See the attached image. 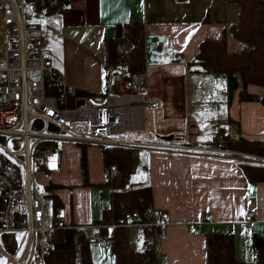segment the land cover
Listing matches in <instances>:
<instances>
[{
	"label": "crops",
	"instance_id": "obj_1",
	"mask_svg": "<svg viewBox=\"0 0 264 264\" xmlns=\"http://www.w3.org/2000/svg\"><path fill=\"white\" fill-rule=\"evenodd\" d=\"M44 14V41L52 47L46 54L53 59L54 69L67 85L97 93L106 86L108 28L115 26V34H122L126 21L144 22L147 83L152 89L153 104L144 109L143 126L129 129L127 138L205 145L211 139L209 123L215 126L228 122L235 124L244 137L264 144L262 100L248 101L237 92L229 102L223 76L193 71L188 65L204 40L219 36L228 22L240 17L238 0H67L64 10ZM229 39V50L234 53L240 42L231 35ZM218 83L225 85L221 95L216 93ZM248 89L264 92L258 84H251ZM169 137L173 138L168 140ZM82 148L80 143L65 141L59 153L49 155L43 164L49 170L43 190L46 194L50 180L60 185L53 190L63 201L58 211L69 223L83 225L90 238L97 231L103 233V227L92 224V220L103 216L110 206L113 187L106 182L111 173L106 168L102 145L97 144L87 147L88 176L93 184L82 183ZM133 149L135 170L131 181L152 183L157 215L169 211L170 222L156 237L148 235V225L131 226V246L143 249L152 237L165 264H208V234L234 233L236 255L247 264H256L253 239L256 234L264 237V179L251 180L241 160L228 155ZM53 155L59 159L51 167ZM51 202L53 208L52 198ZM247 208L256 213L257 219L244 226L242 217ZM111 243L93 239L94 262H114Z\"/></svg>",
	"mask_w": 264,
	"mask_h": 264
},
{
	"label": "built area",
	"instance_id": "obj_2",
	"mask_svg": "<svg viewBox=\"0 0 264 264\" xmlns=\"http://www.w3.org/2000/svg\"><path fill=\"white\" fill-rule=\"evenodd\" d=\"M31 1L0 0V252L7 257L5 264H46L56 244L54 231L68 226L62 211H54L47 201L37 179L39 165L58 152L65 141L132 148L147 144L127 138L126 132L143 126L144 109L153 104L148 73L131 74L126 63L106 67L102 91L76 98L78 87L67 85L64 77L56 73L53 59L45 53L42 23L31 18L28 11ZM128 49V45L120 44L119 56L125 58ZM227 134L235 141L242 137L237 126L230 124L224 130L214 126L210 141L192 145L195 148L166 141L148 144L168 149L189 147L197 154H228L241 161L264 164L262 154L229 149ZM110 168L113 178L120 168L116 164ZM169 214L164 210L157 215L150 205L145 222L139 213L131 211L113 225H153L158 229L170 222ZM242 218L244 226L257 219L251 208L244 211ZM196 231L199 233L197 227ZM7 234L15 235L14 250L7 248ZM95 238L101 243L112 242L108 233L100 231Z\"/></svg>",
	"mask_w": 264,
	"mask_h": 264
},
{
	"label": "trees",
	"instance_id": "obj_3",
	"mask_svg": "<svg viewBox=\"0 0 264 264\" xmlns=\"http://www.w3.org/2000/svg\"><path fill=\"white\" fill-rule=\"evenodd\" d=\"M238 1L240 17L234 22H228L219 36L208 37L204 40L199 46L196 58L189 61L188 65L193 71L197 69L205 71V73L210 72L223 76L227 82L226 91L229 102L233 101L237 92H239L242 99L248 101L260 99L264 103V92L263 94L255 93L250 92L248 89L251 84H258L264 90V0ZM31 5L36 14L44 10L46 14L54 15V13L65 9L67 0H33ZM122 29V34L106 37L105 68L111 64L126 63L131 74L147 70V42L145 41V34L147 33L144 22L131 19L123 24ZM230 35L240 42L234 53L228 47ZM120 44H126L130 48L125 54V58L118 54ZM56 73L60 74L57 71ZM94 93L97 94L95 90L78 87L75 97H83L86 94ZM74 103L75 101L71 105H74ZM230 124L225 122L224 125L215 126H221L224 130L229 128ZM226 136V146L228 148L236 150L241 148V150L247 149L252 153L264 154V144L259 139L249 140L242 135L239 141H235L228 134ZM80 144L83 147L82 183H85V185L93 184L88 176L90 169L87 147L90 144ZM102 149L106 168L110 170V173L112 165L116 164L120 168L115 177L112 178L109 174L106 181L113 187L110 206L105 209L103 216L100 218L95 217L92 220V224H100L103 227L101 231L112 237L111 248L116 255L115 263L107 262L105 264H165L159 258L156 239L150 237L143 249L134 248L130 245L129 229L131 228L123 225H113L120 216L131 213V211L139 213L140 220L145 222L148 218V206L153 205L152 183H133L130 179L135 170L134 149L121 145H104ZM241 163L245 167L246 175L251 180L264 179V164L250 163L249 161H241ZM39 169L49 171L42 163L39 165ZM13 178L16 179L14 175ZM59 187L60 185L51 180L46 186V195L53 199V208L57 211L63 206V201L53 190ZM161 228L156 229L153 225H148V235L156 237V233L161 231ZM54 239L56 244L49 252L45 260L46 264H101L94 262L92 259V240L88 237L83 225L68 223L67 227L54 231ZM235 239L234 233H209L207 240L208 264H247L245 260L239 259L236 255ZM4 240L9 250H14L17 246L14 234H7L4 236ZM253 244L257 249L256 264H264V237L256 234Z\"/></svg>",
	"mask_w": 264,
	"mask_h": 264
},
{
	"label": "rangeland",
	"instance_id": "obj_4",
	"mask_svg": "<svg viewBox=\"0 0 264 264\" xmlns=\"http://www.w3.org/2000/svg\"><path fill=\"white\" fill-rule=\"evenodd\" d=\"M30 10H28L29 11V14H30V17L31 18H33L34 20H37V22H39V23H42V27H43V29H44V24H46L45 23V20H46V16H44L45 14V11L44 10H42V11H40V13L39 14H36L35 13V10L32 8V5L30 6V8H29ZM2 41H3V37L2 36H0V56H1V54L3 53V44H2ZM44 46H45V53H48L49 54V52H51V50H52V47H49L48 46V43H47V41H44ZM147 73H148V69L147 70H145ZM223 80H224V78H222ZM225 81V80H224ZM149 85V84H148ZM223 85V86H222ZM150 86V85H149ZM218 86L219 87H217V89H216V93L217 94H222V92H223V90H222V88L223 87H225V85H224V83L222 84H220V83H218ZM150 88H151V86H150ZM263 89V88H262ZM152 93V92H151ZM217 103V102H216ZM192 109H194V104H192ZM195 110V109H194ZM214 122H216V121H214ZM224 123V122H223ZM213 124H215V123H213ZM213 124L210 122L209 123V125H208V128L210 127V125H212V128L214 127L213 126ZM220 124V123H219ZM222 124V123H221ZM127 134V133H126ZM211 137V136H210ZM142 142H144V143H147V144H144V145H142V146H139L138 147V149H142V148H147V149H164V150H166V151H169V150H174V151H178V152H181V153H184V152H186L188 149H189V147H186V148H180V147H176L175 149H172V148H170V149H168V148H166V147H162V146H164V145H162V146H156V147H154V146H152V145H149L148 143H152V142H149V141H142ZM142 142H139V143H142ZM171 143H174L175 145H177V144H179L180 146H182V145H184V146H190V147H194V146H192V145H189L188 143H183V144H181L180 143V141H178V142H171ZM152 144H154V143H152ZM121 146H125V145H121ZM170 147H174V146H170ZM195 148V147H194ZM229 149H232V150H234V151H236L237 153H240V152H242V153H250V154H260V153H258V152H250L249 150H245V149H242L241 150V148L239 149V150H236V149H234V148H229ZM188 151H192V150H188ZM187 151V152H188ZM240 151V152H239ZM192 152H195V151H192ZM225 155H228V154H225ZM225 155H222V156H225ZM262 156H264V154H262ZM58 159H59V156L57 155V156H55V155H53V157H52V159H51V162H49V165L51 166V167H53L54 166V163L56 164L57 162H58ZM139 161V160H138ZM139 162H141V161H139ZM148 163V162H147ZM150 166H149V163H148V165H147V169L149 168ZM41 171H43V170H41ZM38 177H37V179H38V181H39V183L40 184H42V188H43V186H44V182H45V178H46V176H48L47 175V171H43V172H39L38 174ZM137 178L135 177L134 178V180H136ZM47 201H48V203H49V205L50 204H52V202H51V198H48L47 199ZM131 228V227H130ZM90 238H92V241H93V239L95 240H97V238H95V236L93 235V237H91L90 236ZM5 261H7V257H6V255H3V253H1L0 252V264H5L6 262ZM114 263H115V260H114Z\"/></svg>",
	"mask_w": 264,
	"mask_h": 264
},
{
	"label": "water",
	"instance_id": "obj_5",
	"mask_svg": "<svg viewBox=\"0 0 264 264\" xmlns=\"http://www.w3.org/2000/svg\"><path fill=\"white\" fill-rule=\"evenodd\" d=\"M108 29H109L108 30V35H109L108 37L115 35V32H116V27L115 26H110ZM172 138L173 137H169L168 140L172 139Z\"/></svg>",
	"mask_w": 264,
	"mask_h": 264
}]
</instances>
